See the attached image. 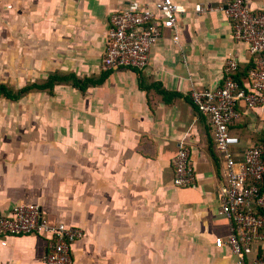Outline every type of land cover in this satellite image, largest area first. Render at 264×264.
I'll use <instances>...</instances> for the list:
<instances>
[{
    "label": "crops",
    "instance_id": "obj_1",
    "mask_svg": "<svg viewBox=\"0 0 264 264\" xmlns=\"http://www.w3.org/2000/svg\"><path fill=\"white\" fill-rule=\"evenodd\" d=\"M130 1L0 0V84L17 93L55 79L16 99L0 95V214L35 203L49 220L83 227L75 264H236L215 245L230 233L219 212L224 168L191 93L221 86L229 56L239 70L252 64L247 44L234 37L226 0H175L186 10L153 44L148 66L105 71L110 17ZM247 2L264 10V0ZM238 111L230 131L240 156L264 139V105ZM183 147L194 186L174 184ZM47 245L9 236L0 264H43Z\"/></svg>",
    "mask_w": 264,
    "mask_h": 264
},
{
    "label": "built area",
    "instance_id": "obj_2",
    "mask_svg": "<svg viewBox=\"0 0 264 264\" xmlns=\"http://www.w3.org/2000/svg\"><path fill=\"white\" fill-rule=\"evenodd\" d=\"M194 8L196 12L206 10L202 3ZM221 9L232 22L235 39L247 44L253 67L241 83L236 78L239 59L229 56L221 86L193 89L191 93L193 103L210 119L224 168L219 212L228 219L230 233L226 239L217 236L215 245L228 246L236 264H264V142L253 143L237 156L233 147L241 140L230 131L240 104L249 110L264 105V10L255 12L247 0H226ZM185 10L175 0H131L125 8L114 12L107 30L102 69L147 67L153 44L166 28L176 31ZM174 41H179L177 32ZM173 166L176 186H194L195 165L189 149L183 147L178 151ZM27 234L48 239L43 264H75L73 245L86 231L81 226L49 220L35 203L19 204L0 214L2 244L7 243L9 236Z\"/></svg>",
    "mask_w": 264,
    "mask_h": 264
},
{
    "label": "trees",
    "instance_id": "obj_3",
    "mask_svg": "<svg viewBox=\"0 0 264 264\" xmlns=\"http://www.w3.org/2000/svg\"><path fill=\"white\" fill-rule=\"evenodd\" d=\"M252 67H253V63L252 64L250 63L249 66L247 67H241V69L238 71L236 75L237 80H239L242 83L243 79L247 76L249 69H251ZM54 80L55 79L52 77L51 80L45 83L43 82V83H35V84L27 85L19 89L17 93H14L13 90L11 88H8L5 84H0V95H5L11 99H16L19 96L23 95V93L28 92L32 89L48 88L50 85L53 84ZM74 83L75 85L81 86L80 82L74 81ZM260 141L264 142V139H260Z\"/></svg>",
    "mask_w": 264,
    "mask_h": 264
}]
</instances>
